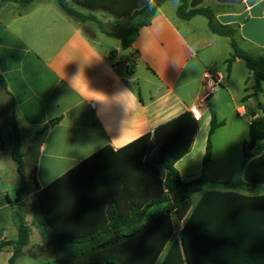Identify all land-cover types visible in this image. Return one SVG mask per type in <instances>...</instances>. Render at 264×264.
<instances>
[{
	"label": "crops",
	"instance_id": "1",
	"mask_svg": "<svg viewBox=\"0 0 264 264\" xmlns=\"http://www.w3.org/2000/svg\"><path fill=\"white\" fill-rule=\"evenodd\" d=\"M202 5L215 7L221 23L238 25L242 44L264 49V0H204ZM178 6V1L164 2L151 24L139 29L132 47L124 50L121 42L114 52L104 41L112 37L100 33L92 38L84 28L90 22L73 19L58 5L36 0L22 7L0 0V75L6 84L5 89L0 82V243L18 239V210L32 231L16 264H23L27 257L57 264L67 246L56 239H41L42 223L34 221V194L51 186L45 195L49 217L64 234L98 231L104 223L100 201L105 196L101 194L98 203L92 204L93 198L77 184L79 177L54 183L96 156L92 182L98 184V193H105L101 176L114 162L115 153L195 109L200 129L191 151L176 163L185 181L180 166L187 170L192 160L189 156L201 131V119L213 111L215 92L228 87L230 74L226 76L217 63L225 64L232 50L230 40L212 34L202 16L189 21L178 18ZM128 52H133V61L123 57ZM140 68L146 72L147 89L139 81ZM206 71L224 77L222 85L209 94L202 86ZM242 107L245 117H251L250 107L235 105L236 112ZM258 116L249 118L248 125ZM13 117L20 127L28 181L20 202H16L19 176L12 160ZM218 182L226 181L208 183L204 191L193 193L190 201L139 236L73 264L104 260L161 264L172 244L182 238L188 244L264 241V192L225 190L215 186ZM11 256V246L0 250V264H9Z\"/></svg>",
	"mask_w": 264,
	"mask_h": 264
},
{
	"label": "trees",
	"instance_id": "2",
	"mask_svg": "<svg viewBox=\"0 0 264 264\" xmlns=\"http://www.w3.org/2000/svg\"><path fill=\"white\" fill-rule=\"evenodd\" d=\"M36 0H1L16 3L22 7L31 5ZM168 0H56L63 13L82 23L96 22L102 33L122 42L124 50L130 49L140 28L149 26L158 13V7ZM179 2L177 17L191 20L202 16L207 20L208 28L214 35L230 40L232 53L225 61L229 75L233 63L239 59L245 62L248 71L255 80V87L261 89L264 83V53L254 55L242 47L239 26L223 24L217 18V9L202 5L204 0H174ZM221 2L241 3L242 0H220ZM77 5L90 12L82 13L72 5ZM224 10H231L227 8ZM105 11L115 19L138 18L126 33H116L104 28L92 12ZM128 70L132 73L131 67ZM0 82L6 89L5 81L0 75ZM225 125L216 112L210 111V129L203 158L205 167L212 156L211 137L214 132ZM200 121L192 111L158 126L153 134H146L115 153V160L102 174L106 183L105 193H98V184L92 182L95 157L84 160L70 170L54 185L79 177L77 182L83 193L92 197V204L100 201L104 223L98 231L66 235L59 231L49 217L45 195L50 187L32 196L34 221L42 223L39 234L42 240L56 239L67 245L56 259L57 264H73L101 249L114 246L122 241L132 239L144 233L148 228L164 221L182 205L191 200L193 193L202 191L208 183L203 178L185 182L176 168V163L192 149ZM15 144L12 160L19 176V190L16 202H20L27 193L28 181L21 152L22 140L20 127L13 117ZM249 141L243 143L245 165L241 174L233 182H218L216 187L225 190H242L247 192H264V110L254 118L249 126ZM42 133V132H41ZM2 137L0 136V143ZM110 182V183H109ZM95 183V182H94ZM53 186V185H52ZM101 190V189H100ZM19 223L18 239L2 241L0 250L11 246L12 256L9 264H16L24 255V248L31 240V226L26 222L20 210L15 212ZM88 264H121L115 260L92 261ZM161 264H264V241L235 242L222 244H188L185 238L175 242L169 248Z\"/></svg>",
	"mask_w": 264,
	"mask_h": 264
},
{
	"label": "rangeland",
	"instance_id": "3",
	"mask_svg": "<svg viewBox=\"0 0 264 264\" xmlns=\"http://www.w3.org/2000/svg\"><path fill=\"white\" fill-rule=\"evenodd\" d=\"M48 3H53L56 7V0H45ZM177 2V1H176ZM75 9L82 13L90 11L74 5ZM59 9V8H56ZM93 15L102 22L105 29L116 33H126L129 28L140 19L138 18H123L120 20L115 19L112 15L105 11L92 12ZM205 18L202 17L201 20ZM85 31L92 38L97 37L102 33L99 25L96 22H90L84 25ZM105 44L110 48H114L117 52V47L121 41L116 38H104ZM242 47L254 55L264 53V49L255 48L252 45L243 43ZM232 49L230 48V51ZM124 58L133 61V52L124 54ZM217 67L223 71L227 76L225 64L221 61L217 63ZM146 73L143 68L137 71L141 77L139 80L143 89H147L146 82L143 79V74ZM227 88H219L215 92V99L213 107L210 110L217 113L219 120H223L225 125L218 128L211 137L212 143V157L207 167L203 166V157L205 155L204 146L207 142L209 131V112H206L201 119V131L197 138L195 148L191 154V161L187 170H182V175L185 181L190 182L199 178H203L205 183H213L217 181L233 182L243 169L245 162L243 155V143L249 141V125L248 120L255 114L261 115L264 110V83L261 89L255 87V80L252 74L248 71L245 62L240 60L238 64L233 66L230 73ZM1 92V88H0ZM244 98V99H243ZM2 101V99H0ZM235 105L250 107L251 117L241 116L236 112ZM218 110V111H217ZM210 184H208L209 186ZM205 189H203L204 191ZM232 191V190H230ZM37 237V231L34 232V238ZM23 264H42L38 260L31 259L30 257L23 260Z\"/></svg>",
	"mask_w": 264,
	"mask_h": 264
},
{
	"label": "built area",
	"instance_id": "4",
	"mask_svg": "<svg viewBox=\"0 0 264 264\" xmlns=\"http://www.w3.org/2000/svg\"><path fill=\"white\" fill-rule=\"evenodd\" d=\"M223 81H224V77L222 74H220L218 72L206 71L203 74L202 86H203V89L209 94L216 87L221 86ZM237 112L241 116H246V112L244 110V107H242V109L237 108ZM193 113L196 116V118L199 117V115L195 109H193Z\"/></svg>",
	"mask_w": 264,
	"mask_h": 264
},
{
	"label": "water",
	"instance_id": "5",
	"mask_svg": "<svg viewBox=\"0 0 264 264\" xmlns=\"http://www.w3.org/2000/svg\"><path fill=\"white\" fill-rule=\"evenodd\" d=\"M121 65L126 66V64L124 62H122Z\"/></svg>",
	"mask_w": 264,
	"mask_h": 264
}]
</instances>
